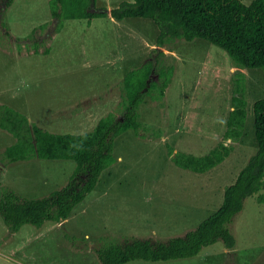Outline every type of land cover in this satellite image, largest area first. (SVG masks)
Returning <instances> with one entry per match:
<instances>
[{
  "label": "rangeland",
  "instance_id": "rangeland-1",
  "mask_svg": "<svg viewBox=\"0 0 264 264\" xmlns=\"http://www.w3.org/2000/svg\"><path fill=\"white\" fill-rule=\"evenodd\" d=\"M122 1L131 0H94L91 9L107 16L87 23L52 19L49 0H13L9 6L0 0V115L11 109L50 132H88L108 113L121 118L128 70L151 61V79L159 83L158 72L171 71L164 95L153 90L144 96L138 132L114 140L116 161L67 219L10 232L0 218V264H100L97 250L181 237L219 206L224 187L255 150L252 104L264 99V70L234 67L224 50L200 38L157 47L150 19L109 17ZM237 71L244 75L242 136L224 141ZM15 141L0 128V194L36 199L67 183L74 161L8 162L3 150ZM219 142L231 151L204 173L171 161L176 152L200 156ZM226 227L231 248L217 240L189 258L123 264H264V188L244 199Z\"/></svg>",
  "mask_w": 264,
  "mask_h": 264
},
{
  "label": "trees",
  "instance_id": "trees-1",
  "mask_svg": "<svg viewBox=\"0 0 264 264\" xmlns=\"http://www.w3.org/2000/svg\"><path fill=\"white\" fill-rule=\"evenodd\" d=\"M12 1L6 0V6ZM93 3L94 0H49V16L56 21L85 19L87 23L93 18L106 17L104 10L91 9ZM109 17L117 21L150 19L157 28V47L171 39L192 41L200 38L224 50L234 67L264 70V0H251L248 4L240 0H131L111 8ZM157 47L155 49L159 51ZM153 67L151 61H146L128 70L122 79L121 118L108 113L100 117L88 132H50L35 124L28 125L25 117L11 109L3 110L0 128L16 139L3 150L8 162L32 158L75 162L67 183L45 197L23 198L13 191L0 194V218L10 232L17 231L23 224L41 227L45 222L64 221L94 189L102 171L116 161L114 140L128 130L135 134L138 132L137 110L144 96L155 90L162 97L170 83V70L158 72V77L162 78L160 83L151 79ZM235 74L231 110L222 134L224 141L239 139L244 125V75L239 71ZM252 112L255 150L233 182L224 187L219 206L181 237H173L163 243L135 239L97 250L95 253L100 264L189 258L217 240L231 248L234 240L226 225L242 209L246 197L264 188L263 98L253 102ZM230 151V145L219 142L200 156L176 152L171 161L182 169L204 173L221 163ZM257 199L260 201L261 196Z\"/></svg>",
  "mask_w": 264,
  "mask_h": 264
},
{
  "label": "water",
  "instance_id": "water-1",
  "mask_svg": "<svg viewBox=\"0 0 264 264\" xmlns=\"http://www.w3.org/2000/svg\"><path fill=\"white\" fill-rule=\"evenodd\" d=\"M152 71H153V70H151V73H152ZM151 73H150V74H151Z\"/></svg>",
  "mask_w": 264,
  "mask_h": 264
}]
</instances>
